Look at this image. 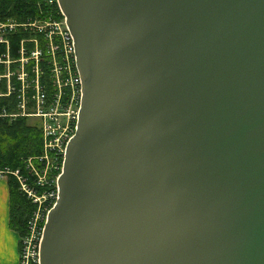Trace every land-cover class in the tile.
<instances>
[{"label":"water","instance_id":"water-1","mask_svg":"<svg viewBox=\"0 0 264 264\" xmlns=\"http://www.w3.org/2000/svg\"><path fill=\"white\" fill-rule=\"evenodd\" d=\"M80 100L39 264H264V0H55Z\"/></svg>","mask_w":264,"mask_h":264},{"label":"trees","instance_id":"trees-1","mask_svg":"<svg viewBox=\"0 0 264 264\" xmlns=\"http://www.w3.org/2000/svg\"><path fill=\"white\" fill-rule=\"evenodd\" d=\"M59 21L61 15L55 4V0H0V24L10 22L11 24H28L33 21ZM41 34H36L28 29L16 28L14 30H0V171L4 172V178L8 192V228L16 234L17 243L25 235L26 221L34 210V204L25 199L23 192L19 190V184L12 175L14 171L17 176L24 180V184L31 188L33 180L27 173L26 161H31L34 167L40 172L44 160L37 161L43 155V138L40 128L31 124L25 117L12 115L18 114L19 82L11 77V90L6 91L5 79L3 77L6 66L4 62L10 61L9 69L17 67V60L20 58L19 49H23V58H28L33 50L31 39L37 42L40 52L38 57V69L40 72L39 82L46 95H51L52 88L49 86V69L47 62L50 56L45 52V41ZM20 42L22 44H20ZM25 66V69L31 66ZM16 66V67H15ZM26 72V71H25ZM27 73V72H26ZM29 96L31 91L28 92ZM50 152L48 156H50ZM61 166V156L55 162L56 170L52 169L53 179L58 175ZM34 180V181H35ZM36 195H40L41 188L34 187Z\"/></svg>","mask_w":264,"mask_h":264},{"label":"built area","instance_id":"built-area-1","mask_svg":"<svg viewBox=\"0 0 264 264\" xmlns=\"http://www.w3.org/2000/svg\"><path fill=\"white\" fill-rule=\"evenodd\" d=\"M14 28L28 29L36 34L43 35L42 37L46 43L45 52L50 56V60L47 62V65L50 67L48 82H50L49 86L51 85L53 93L51 95H46L42 89L43 87L40 85V72L37 66L40 52L37 48V42L34 39L32 43L36 51L31 53V56L37 63V69L36 71L34 69L32 75L26 73L25 70L22 71L24 74H22L19 80V101L17 105L19 112L18 114L12 115V117L41 116L43 119L41 132L42 138L44 139L43 147L49 150L53 147L58 148L61 144L60 150L62 160L64 147L75 130L80 100V80L74 66L73 41L71 35L64 23L62 15L61 20L56 22L48 20L45 22L33 21L28 24H11L7 30L10 31ZM1 29L5 28H1L0 26V30ZM29 90L31 91L30 96L28 94ZM63 90H68V93L73 98L72 101H75L74 110L69 115H67V112L64 109L63 111H59V108L64 103L63 100L66 102L69 99L68 95L64 99H61ZM42 104H44V106H40ZM62 115H67V120L71 121V127L68 130V133L60 140L58 139L55 144L54 134L57 131V128L60 127L57 123L60 122L59 117ZM53 124H55V127H53ZM3 175L4 172L0 171V176ZM55 199L56 188L54 187V191L51 194V203L49 204L48 209L45 210L43 214L39 213L38 217L36 215L35 218L29 219L26 222L27 232L18 241L19 246L17 248L18 257L16 264H39V243L41 233L46 214L53 206ZM36 222L39 223V225H37Z\"/></svg>","mask_w":264,"mask_h":264},{"label":"rangeland","instance_id":"rangeland-1","mask_svg":"<svg viewBox=\"0 0 264 264\" xmlns=\"http://www.w3.org/2000/svg\"><path fill=\"white\" fill-rule=\"evenodd\" d=\"M56 22V21H53ZM9 25H11L10 22H5L3 24H0L1 28H5L7 29L9 27ZM16 29V28H14ZM12 29V30H14ZM23 29V28H22ZM4 29H1V31H3ZM11 31V30H10ZM31 42L34 41V39L30 40ZM0 43H6L3 40H0ZM20 44H22L20 42ZM35 47H33V50L30 52V56L28 58H23L21 56H23V49L22 47H20L19 49V54H20V58L17 60V67L14 70H10L9 69V63L10 61H5L4 64L6 66L5 72H4V79H5V87H6V91H10L11 90V77H14V80L16 82L20 83V78L22 76V71L25 70L27 73H29V75H32V73L34 72V69L36 71L37 67H36V61L32 58L31 53L35 52ZM35 57V56H34ZM29 61H31V66L28 68V70L25 69L26 65H29ZM38 66V64H37ZM68 95L69 99L61 105V107L59 108V111H63V109L67 112V115L71 114V112L74 110V103L75 101H72V97L70 96V94L68 93V90H63V94H61V99H64L66 96ZM40 106H44V104L40 105ZM28 114H32V113H28ZM67 115H62L61 117H59L60 122L57 123V125H59L60 127L57 128V131L54 134V141L56 144V141L59 139H61L65 134L68 133V130L71 127V121L67 120ZM24 117V116H23ZM29 123L31 124H36L39 128L40 131L42 132V127H43V119L41 116H27L25 117ZM58 120V121H59ZM70 122V123H69ZM53 127H55V124H53ZM44 142V139H43ZM59 145V144H58ZM61 144L60 146H58V148L53 147L49 150H47L46 148L43 149V155L42 157L38 158L37 161H41L42 159L44 160V165L43 168L41 169V171L39 172L34 165L31 163V161H26V167H27V173L28 175L30 174L31 177L36 178V180L32 182V187L29 188L24 184V180L21 179L20 177L17 176V172L14 171L12 173L13 176H15L18 184H19V190L21 192H23V194L25 195V199L29 200L30 203L34 204L35 208L34 210L31 212V214L29 215V218L27 219V221L29 219H33L36 217H38L39 213L43 214V212L45 210L48 209L49 204L51 203V194L54 191V187H55V182L53 179V174H52V169L56 170L55 167V162L59 159V156H61V150H60ZM50 152V156H48V153ZM60 171V170H59ZM37 187V188H41V193L40 195H36V189L34 190L33 188ZM26 221V222H27ZM37 225H39V223L36 222ZM27 232V229L25 231V233ZM17 246H19V244H17ZM17 246H16V252H17Z\"/></svg>","mask_w":264,"mask_h":264},{"label":"crops","instance_id":"crops-1","mask_svg":"<svg viewBox=\"0 0 264 264\" xmlns=\"http://www.w3.org/2000/svg\"><path fill=\"white\" fill-rule=\"evenodd\" d=\"M8 192L4 176H0V264H16L17 237L7 226ZM18 248V246H17Z\"/></svg>","mask_w":264,"mask_h":264}]
</instances>
